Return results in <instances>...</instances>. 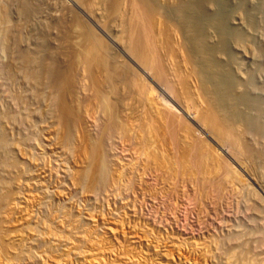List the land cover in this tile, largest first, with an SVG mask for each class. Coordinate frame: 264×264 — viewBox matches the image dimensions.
<instances>
[{
  "label": "rangeland",
  "instance_id": "374dc122",
  "mask_svg": "<svg viewBox=\"0 0 264 264\" xmlns=\"http://www.w3.org/2000/svg\"><path fill=\"white\" fill-rule=\"evenodd\" d=\"M205 1L0 0V264H264V0Z\"/></svg>",
  "mask_w": 264,
  "mask_h": 264
},
{
  "label": "bare ground",
  "instance_id": "6f19581e",
  "mask_svg": "<svg viewBox=\"0 0 264 264\" xmlns=\"http://www.w3.org/2000/svg\"><path fill=\"white\" fill-rule=\"evenodd\" d=\"M204 1V0H203ZM207 1V0H206ZM205 1V2H206ZM208 4V3H207ZM212 27V26H211ZM214 27V26H213ZM213 29V28H212ZM208 31V30H207ZM205 33V32H204ZM191 34H193V33H191ZM206 36V35H205ZM239 37V36H238ZM200 40V39H199ZM196 42V41H195ZM198 42V41H197ZM239 42V45L242 47V48H244V47H246L247 48V46H246V40L244 39V40H239L238 41ZM199 43V42H198ZM203 52V51H202Z\"/></svg>",
  "mask_w": 264,
  "mask_h": 264
}]
</instances>
